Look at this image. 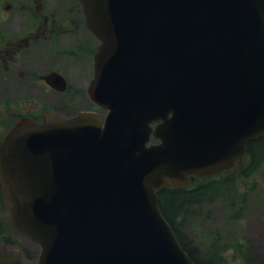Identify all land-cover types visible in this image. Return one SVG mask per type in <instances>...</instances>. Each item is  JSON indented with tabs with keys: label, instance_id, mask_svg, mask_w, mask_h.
I'll return each instance as SVG.
<instances>
[{
	"label": "water",
	"instance_id": "water-1",
	"mask_svg": "<svg viewBox=\"0 0 264 264\" xmlns=\"http://www.w3.org/2000/svg\"><path fill=\"white\" fill-rule=\"evenodd\" d=\"M79 2L100 41L88 95L108 113L8 132L6 221L37 264H194L157 194L241 166L264 137V0ZM0 264L22 263L0 245Z\"/></svg>",
	"mask_w": 264,
	"mask_h": 264
},
{
	"label": "rangeland",
	"instance_id": "rangeland-1",
	"mask_svg": "<svg viewBox=\"0 0 264 264\" xmlns=\"http://www.w3.org/2000/svg\"><path fill=\"white\" fill-rule=\"evenodd\" d=\"M1 11L2 9L0 8V19L1 16H3ZM44 12L47 13L48 11ZM16 14V12H12L10 15H8L12 17L8 18L5 22L1 20L0 43H2L1 38L3 36V33L6 34V31L8 29L14 27V23L17 18ZM1 26L2 28L7 30L1 31ZM66 39H71V36L64 35L59 37L57 41L58 46L65 48ZM76 41L77 40H75L74 44L76 43ZM48 51L49 53L46 52V50H42L38 53H35L33 56H30L28 54L23 61V65L19 64V67L24 68L25 72L27 73L34 72L38 75L46 73L48 70H52L53 68H59L60 70L64 71L65 74L69 77L74 90H83L86 86L87 80L91 75L89 66L90 64H84L83 66L81 65L74 68H66V60L64 58L59 56V62L58 56L53 51V49ZM51 53H53V56H51ZM7 70V85L5 86L0 84L1 91H4L8 95L11 94L15 96V90L13 89H15L16 87V89H18V93L19 91H21L22 94L32 97L35 101H53V104L51 106L54 109L58 97L53 95L52 98H50L49 95L44 92L47 89L44 88V91L41 89V81H30L28 79L29 76H24L20 78L21 80L18 84H15V81L18 80V78L13 75L12 71H10L9 69ZM1 71L2 67L0 66V72ZM38 75H36V79H39ZM72 96H76V98H73ZM70 97L74 99L68 100L70 109L68 108L63 112L55 110V112L63 118H67V116L70 115L73 111L78 110L74 108V106L80 107L81 103H85V101L80 98L81 94H77L74 92L70 95ZM19 98L21 97L19 96ZM1 100L2 96L0 95V101ZM87 107L89 106L87 105ZM7 120L8 119H6V121ZM5 127L6 124L3 123L2 114L0 112V135L2 134ZM236 187L241 193L247 194L249 192L247 197V207L244 209V212L241 215V220L236 223H225L223 220L224 209L217 202H214L209 207L210 218H207L203 224H197L194 236H196L197 238L199 237L200 240V238L204 233H206V231L210 233H226L227 239H232V235L236 236L235 239H239V244L244 245L247 249V252L251 256L257 257L259 260L264 261V160L254 169V171L248 177L238 178L236 181ZM204 241L208 240L205 238ZM18 246H21L23 251L34 254L35 257V252L37 251L36 246H33L29 241L21 239L18 241ZM221 255L224 257L227 264H242L238 255L232 250L223 251Z\"/></svg>",
	"mask_w": 264,
	"mask_h": 264
},
{
	"label": "trees",
	"instance_id": "trees-1",
	"mask_svg": "<svg viewBox=\"0 0 264 264\" xmlns=\"http://www.w3.org/2000/svg\"><path fill=\"white\" fill-rule=\"evenodd\" d=\"M247 166L228 171L219 177L206 178L197 182L191 178L190 186L177 190L164 188L158 193V207L169 224L176 239L188 257L195 264H227L221 255L223 251L232 250L242 264H264V261L251 256L239 239L232 235L208 232L199 240L194 236L197 224L210 218L209 207L217 202L223 209L225 223H236L247 207L248 193L239 192L236 187L238 178L248 177L264 160V138L247 144ZM225 232V231H224ZM208 241H204V239ZM27 259L32 256L27 254Z\"/></svg>",
	"mask_w": 264,
	"mask_h": 264
},
{
	"label": "flooded vegetation",
	"instance_id": "flooded-vegetation-1",
	"mask_svg": "<svg viewBox=\"0 0 264 264\" xmlns=\"http://www.w3.org/2000/svg\"><path fill=\"white\" fill-rule=\"evenodd\" d=\"M16 0L17 11L19 10L21 15L17 16V20L14 23V27H11L14 32H20L19 37H6L4 38V44L0 47V66L2 71L0 72V81L7 85V69L11 68L13 75L19 74L17 64L23 65L25 57L29 54L35 46L44 41H49V48L58 56L66 60V68H74L77 66H83L84 64H92V55L98 45L96 38L87 30L85 25V18L81 14L80 6L77 0ZM39 4H36V3ZM43 5V6H42ZM50 6L52 12L44 13V7ZM10 0H3V9L7 10L11 8ZM71 36V39L65 40V48L58 46L57 41L61 36ZM76 38V39H75ZM76 43L74 44V42ZM38 47L36 50H39ZM15 54L17 58L15 57ZM60 56V57H59ZM65 76L66 80V94H69V98L73 99L76 96L70 97L76 89H73L72 83L69 77ZM16 83L21 80L17 77ZM78 91L85 98V88ZM77 93V94H80ZM51 98V97H50ZM74 100V99H73ZM53 102V101H50ZM22 103V100L18 96L17 89L15 96L7 98L6 103L2 106L1 112L5 113L8 109L13 108L18 113L17 106ZM34 104V103H33ZM34 109H27L26 112H32L40 109L41 104L36 102L33 105Z\"/></svg>",
	"mask_w": 264,
	"mask_h": 264
}]
</instances>
